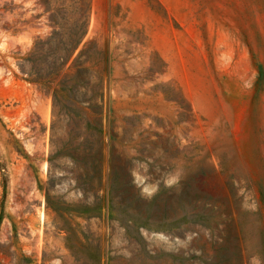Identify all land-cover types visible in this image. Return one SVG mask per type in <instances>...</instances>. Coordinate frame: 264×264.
<instances>
[{"label": "rangeland", "instance_id": "1", "mask_svg": "<svg viewBox=\"0 0 264 264\" xmlns=\"http://www.w3.org/2000/svg\"><path fill=\"white\" fill-rule=\"evenodd\" d=\"M78 15L73 0H0V264H264V0H91L77 54L104 100L90 141H102L101 195L114 180L135 198L122 216L143 226L138 241L80 216L79 142L29 75L61 50L24 62L51 16Z\"/></svg>", "mask_w": 264, "mask_h": 264}, {"label": "trees", "instance_id": "2", "mask_svg": "<svg viewBox=\"0 0 264 264\" xmlns=\"http://www.w3.org/2000/svg\"><path fill=\"white\" fill-rule=\"evenodd\" d=\"M73 3L79 12L78 17L51 16L50 22L55 28L53 34L49 37L47 43L39 40L31 58L25 59L24 62L35 63L40 60L41 57L38 56V52L44 44L52 45L56 43L57 48L61 50V56H53L54 67L45 76L37 72L29 75L33 77L30 79L31 82L43 85L47 92L52 93L55 107L61 106L60 112L65 115L67 125L71 128L68 133L67 145L72 146V144L79 142L78 147L75 148L77 154L72 156V159L76 165L77 182L81 184L85 197L80 216L88 220L106 219L108 222L117 221L123 226L128 237H134L138 241L141 238L139 230L143 226L130 218L122 216L130 211L129 207L131 208L134 204L135 198H131L130 193L124 188L117 190L114 180L109 183L108 192L101 195L104 162L101 150L102 141L96 139V141L91 142L90 139L95 138L96 134L100 136L103 134V123L99 119L102 116L100 108L103 106L104 91L95 92L92 85L82 76L83 71L89 72L91 70L90 67L81 62L86 50L82 49L77 54L88 33L91 0H73ZM49 11H52V9L49 8ZM61 70H66L65 80L60 84V88L54 87L55 79ZM34 75H37L36 78H34ZM82 135L87 136L83 138ZM111 141L113 147H115L119 142V138L113 135ZM82 144L85 145L88 153L83 154V157L80 158L79 151ZM97 145L98 149H96ZM120 156L121 153L117 152L111 163H113L112 161H120ZM53 159L54 156L52 155L50 157L51 166H54ZM112 169L125 172V167L122 165L116 166L113 164ZM124 184L120 181V185L123 186ZM88 191L94 192L97 201L94 206L88 203V197L86 196ZM48 197L50 199V196ZM137 213L139 216L142 215L139 209H137ZM131 227L136 228V236H131Z\"/></svg>", "mask_w": 264, "mask_h": 264}]
</instances>
